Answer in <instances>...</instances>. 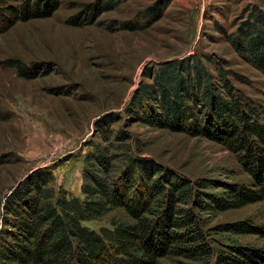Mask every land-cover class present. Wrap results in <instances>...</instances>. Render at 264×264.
<instances>
[{
  "label": "trees",
  "instance_id": "trees-1",
  "mask_svg": "<svg viewBox=\"0 0 264 264\" xmlns=\"http://www.w3.org/2000/svg\"><path fill=\"white\" fill-rule=\"evenodd\" d=\"M58 3L0 0V35L18 22L49 18ZM113 6L112 0H98L71 23L89 25ZM229 43L264 73L261 12L250 14ZM4 64L34 78L20 63ZM230 74L221 66L211 73L194 56L165 62L133 92L125 112L151 128L222 145L249 175V186L225 183L213 192L212 181L192 183L133 154L130 135L119 131L114 142L95 144L83 158L80 197L55 190L47 168L33 170L9 190L0 203V264H264V247L215 239L264 238V224L246 219L213 228L204 218L264 204V124L258 106L232 85ZM117 118L99 121L103 141ZM105 217L108 227L95 231L86 225Z\"/></svg>",
  "mask_w": 264,
  "mask_h": 264
},
{
  "label": "rangeland",
  "instance_id": "rangeland-1",
  "mask_svg": "<svg viewBox=\"0 0 264 264\" xmlns=\"http://www.w3.org/2000/svg\"><path fill=\"white\" fill-rule=\"evenodd\" d=\"M96 3L59 0L49 18L18 22L0 35V203L37 168L52 169L55 190L80 197L83 158L95 144L114 142L119 131L130 135L133 154L192 183L212 181L213 192L225 183L249 186V175L222 145L151 128L125 110L161 64L194 56L211 73L220 66L229 71L264 124V73L229 43L250 14L264 15V0H112L91 24L71 23ZM6 61L34 78H22ZM107 115L119 118L106 128V142L96 127ZM204 218L213 228L246 219L264 224V204ZM86 225L98 231L108 218ZM219 238L264 247L256 236Z\"/></svg>",
  "mask_w": 264,
  "mask_h": 264
}]
</instances>
